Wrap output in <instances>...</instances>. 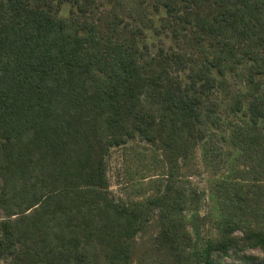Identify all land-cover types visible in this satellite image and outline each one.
Masks as SVG:
<instances>
[{
	"label": "trees",
	"instance_id": "trees-1",
	"mask_svg": "<svg viewBox=\"0 0 264 264\" xmlns=\"http://www.w3.org/2000/svg\"><path fill=\"white\" fill-rule=\"evenodd\" d=\"M55 1L0 0V263L133 264L156 218L172 264H264L248 254L264 253V0H157L175 31L210 49L150 60L141 30L97 13V0H67L66 17ZM243 64L254 86L231 109L244 161L261 163L219 185L214 234L198 244L185 221L200 197L183 170L224 130L219 76ZM135 139L160 151L167 182L117 200L107 157Z\"/></svg>",
	"mask_w": 264,
	"mask_h": 264
},
{
	"label": "rangeland",
	"instance_id": "rangeland-1",
	"mask_svg": "<svg viewBox=\"0 0 264 264\" xmlns=\"http://www.w3.org/2000/svg\"><path fill=\"white\" fill-rule=\"evenodd\" d=\"M97 5V13L119 14L126 22L141 30L140 49L146 60H150L161 48L196 55L210 49L208 42H204L202 46L197 45L190 30L183 33L175 31V25L157 0H97ZM74 9L73 4L66 0L62 3L60 14L69 16ZM249 75L247 65L243 64L228 72L225 77L219 76L216 97L222 106L225 128L221 132L211 134L201 143L190 164L183 170V184L197 192L200 197L198 209L187 211L185 221L194 242L198 244H202L207 237L214 234V222L220 212L219 185L241 178L240 170H245L251 164L261 163L258 157V160L253 162L244 161V151L238 135L244 125L231 109L234 101L238 97H245L254 86ZM144 105L154 108L146 99ZM260 143H264V130L260 135ZM257 149L262 150L264 146ZM107 165L109 189L117 200L144 201L161 193L167 182L162 154L151 144L140 139L111 149ZM2 218L4 214L0 210V221ZM157 240L158 228L155 218L147 231L138 237V254L133 264H172L164 258L166 249L158 250L157 246L160 245ZM248 254L264 258L261 250H250ZM230 263V260L224 262Z\"/></svg>",
	"mask_w": 264,
	"mask_h": 264
}]
</instances>
